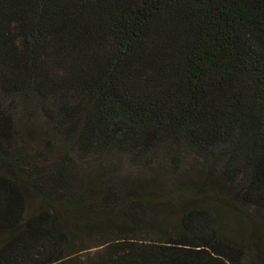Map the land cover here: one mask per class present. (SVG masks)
Returning <instances> with one entry per match:
<instances>
[{
	"label": "trees",
	"instance_id": "trees-1",
	"mask_svg": "<svg viewBox=\"0 0 264 264\" xmlns=\"http://www.w3.org/2000/svg\"><path fill=\"white\" fill-rule=\"evenodd\" d=\"M0 264H264V0H0Z\"/></svg>",
	"mask_w": 264,
	"mask_h": 264
},
{
	"label": "rangeland",
	"instance_id": "rangeland-1",
	"mask_svg": "<svg viewBox=\"0 0 264 264\" xmlns=\"http://www.w3.org/2000/svg\"><path fill=\"white\" fill-rule=\"evenodd\" d=\"M163 163H165V160H164V162ZM87 167H92V166H87ZM161 168H163V167H161ZM155 170H161V169H155ZM123 173H129V167H128V165L126 164V165H124V168H123ZM158 176H159V179H160V182H163V181H165L166 179H167V174H166V172H164L163 170H161L159 173H158ZM36 202V201H35ZM37 203V202H36ZM226 219H227V221H229V223H231L233 226H237L236 224H237V221H236V218H235V215L232 213V212H230V210H228V213H227V216H226ZM95 242V240H90L89 242H88V244H89V246H90V249L89 250H94V249H96V248H98V247H93V245H91L92 243H94Z\"/></svg>",
	"mask_w": 264,
	"mask_h": 264
}]
</instances>
